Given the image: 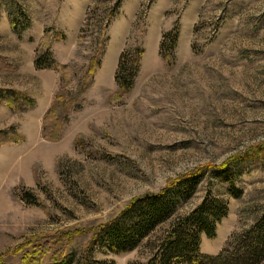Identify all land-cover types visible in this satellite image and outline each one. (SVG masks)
Instances as JSON below:
<instances>
[{
  "label": "rangeland",
  "instance_id": "1",
  "mask_svg": "<svg viewBox=\"0 0 264 264\" xmlns=\"http://www.w3.org/2000/svg\"><path fill=\"white\" fill-rule=\"evenodd\" d=\"M115 2L0 0V91L35 101L28 111L0 101V132L20 138L0 144V264H35L33 247L58 232L79 230L67 249L80 251L133 199L197 169L229 166L227 177L210 168L191 198L138 249H100L95 258L147 262L169 222L209 192L228 201L229 213L216 238L201 235L205 254H218L264 216V0L123 1L107 27L105 57L91 86L61 137H43L46 111L63 88H78L94 53L96 25L101 18L106 23L104 12ZM87 14L92 28L81 41ZM169 31L179 32L171 66L160 55ZM45 44L52 58L71 67L65 81L59 71L35 66ZM127 47L145 52L133 88L121 97L115 72ZM231 188L241 195H231ZM26 194L33 203L23 200Z\"/></svg>",
  "mask_w": 264,
  "mask_h": 264
},
{
  "label": "trees",
  "instance_id": "2",
  "mask_svg": "<svg viewBox=\"0 0 264 264\" xmlns=\"http://www.w3.org/2000/svg\"><path fill=\"white\" fill-rule=\"evenodd\" d=\"M123 1L125 0H116L111 7L105 10L104 13L108 14L106 23L101 18L98 24H95L97 27H95L96 36L92 40L94 53L78 88L72 93L66 92L63 88L46 111L42 133L47 140L57 141L61 137L68 115L76 108L83 93L91 86V77L101 67L105 57L109 41L106 33L107 27L119 13ZM91 28L92 22L87 14L79 31L81 41L85 32ZM178 38V31H169L163 34L160 55L167 66H171V59H174V55L171 56L173 51L170 48H175ZM45 45L38 50L35 66L37 68H53L61 73L62 81H65L70 77L71 67L60 64L52 58L50 45ZM144 52V49L140 47L135 49L127 47L121 53L115 72L117 93L121 97H125L133 88ZM83 81L86 84L82 85ZM0 101L6 102L14 110L28 111L35 108L33 98L15 90L0 91ZM12 132L1 131L0 144L18 143L20 138L16 136L15 132ZM228 167V164H225L204 170L197 169L173 181L156 193H147L133 199L118 216L97 227L90 241L80 251L67 249L73 236L80 234L79 230L55 233L33 247L32 262L41 264L43 258L51 254L50 264H106L105 261L95 258V252L100 249L116 254L134 251L158 226L171 219L182 202L191 198L197 185L209 171L212 170L227 177ZM210 168L212 169L210 170ZM233 189L235 188H231L230 194L239 197L242 191ZM210 195L209 192L201 203L187 215L179 216L169 222L168 229L159 240L160 242L151 248L152 256L147 262H130L128 264H260L264 259V216L258 218L249 229L233 235L218 254H205L201 251V235L204 234L208 239L216 238L218 225L229 213L227 200ZM23 200L33 203L27 194L23 196Z\"/></svg>",
  "mask_w": 264,
  "mask_h": 264
},
{
  "label": "crops",
  "instance_id": "3",
  "mask_svg": "<svg viewBox=\"0 0 264 264\" xmlns=\"http://www.w3.org/2000/svg\"><path fill=\"white\" fill-rule=\"evenodd\" d=\"M229 233V232H228ZM229 235V234H228ZM217 236H218V227H217ZM216 236V237H217ZM202 244H203V238L201 237V247H202Z\"/></svg>",
  "mask_w": 264,
  "mask_h": 264
}]
</instances>
